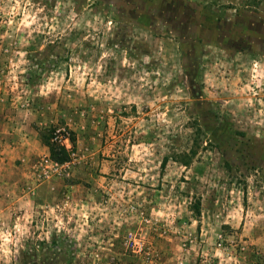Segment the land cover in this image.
I'll return each instance as SVG.
<instances>
[{
  "label": "rangeland",
  "instance_id": "rangeland-1",
  "mask_svg": "<svg viewBox=\"0 0 264 264\" xmlns=\"http://www.w3.org/2000/svg\"><path fill=\"white\" fill-rule=\"evenodd\" d=\"M0 264H264V0H0Z\"/></svg>",
  "mask_w": 264,
  "mask_h": 264
},
{
  "label": "trees",
  "instance_id": "trees-1",
  "mask_svg": "<svg viewBox=\"0 0 264 264\" xmlns=\"http://www.w3.org/2000/svg\"><path fill=\"white\" fill-rule=\"evenodd\" d=\"M56 128H45L42 132V140L45 143V145L49 148L50 157L54 162L57 163H65L69 161V151L66 148L65 144L63 143L64 139H68L72 144L74 143V139L67 137V136H60L57 135L56 139L54 138ZM62 137V138H60ZM195 215L197 216L199 214V206L195 207L194 210ZM52 247L54 248V245H56L55 240H52L51 242ZM40 248H34L33 249V256H36L38 254Z\"/></svg>",
  "mask_w": 264,
  "mask_h": 264
}]
</instances>
